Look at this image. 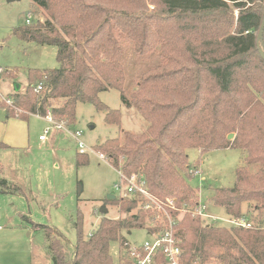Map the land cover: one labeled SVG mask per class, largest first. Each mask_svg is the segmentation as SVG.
I'll list each match as a JSON object with an SVG mask.
<instances>
[{
	"label": "trees",
	"instance_id": "16d2710c",
	"mask_svg": "<svg viewBox=\"0 0 264 264\" xmlns=\"http://www.w3.org/2000/svg\"><path fill=\"white\" fill-rule=\"evenodd\" d=\"M32 2L44 19L14 29L13 35L56 47L59 68L31 70L26 91L13 93V106L2 107L9 117L50 114L71 127L78 105L91 104L106 111L107 124L121 126L122 112L100 100L103 92H120L125 106L148 122L147 130L123 131L121 138L96 146V152L127 177H142L162 203L175 200V209L165 208L175 221L182 264H264V40L258 43L264 0ZM123 40L138 56L159 57L140 75L130 99ZM230 134H235L232 141ZM7 147L0 141V149ZM230 148L244 155L235 184L213 190L209 201L228 217H247L251 228L205 224L194 214L200 203L190 184L194 175L188 152ZM0 194L24 191L0 175ZM108 205L118 206L124 216L103 214L87 237L78 222L71 260L64 256V245L52 240L55 231L26 218L45 231L53 264H116L113 243L126 250L118 264H133L126 234L136 229L153 234L162 230V222L139 197H116L104 208ZM157 263L164 264L162 255Z\"/></svg>",
	"mask_w": 264,
	"mask_h": 264
},
{
	"label": "rangeland",
	"instance_id": "374dc122",
	"mask_svg": "<svg viewBox=\"0 0 264 264\" xmlns=\"http://www.w3.org/2000/svg\"><path fill=\"white\" fill-rule=\"evenodd\" d=\"M29 15L31 21L45 17L32 0H0V68L4 70L0 91L5 98L12 99L14 84H20V92L26 91L31 70L59 68L56 47L25 43L13 35L14 29L27 24ZM123 41L128 75L126 96L130 99L140 75L156 66L159 57L138 56L132 44ZM100 100L110 109L122 112L121 126L107 124L106 111H98L91 104H79L75 124L62 128L33 115L25 121L17 117L7 120L0 109V124L7 122V134L24 137L28 146L18 150L0 149L2 166L12 168L19 163L24 173V195L0 194V264H53L45 231L36 228L26 217L55 231L52 240L64 245V256L71 260L79 233L76 224L80 222L84 236H89L102 220L101 209L110 200L109 196L127 198L116 190L121 182L118 169L110 159L96 152V146L121 138L123 131L143 133L148 122L134 107H126L116 90L101 93ZM0 106L8 107L1 102ZM76 132L82 133L80 140L86 146L82 155L78 141L72 136ZM42 136H46V141H41ZM188 154L194 175L190 184L197 189L200 205L207 208L205 214L227 218L225 210L212 204L209 198L217 188L234 186L235 170L243 163V152L230 148L204 155L190 150ZM196 170L200 173L195 175ZM105 208L109 218L124 216L118 206ZM156 219L161 220L160 216ZM202 220L209 223V219ZM126 238L131 244L141 245L148 233L146 229H136L127 233ZM125 252L118 243L111 245L116 264Z\"/></svg>",
	"mask_w": 264,
	"mask_h": 264
},
{
	"label": "built area",
	"instance_id": "2783aa9c",
	"mask_svg": "<svg viewBox=\"0 0 264 264\" xmlns=\"http://www.w3.org/2000/svg\"><path fill=\"white\" fill-rule=\"evenodd\" d=\"M31 22V15L27 20V24ZM4 70L0 68V79ZM42 89V86L38 87V91ZM0 102L5 103L8 107L13 106V100L11 98H5L0 91ZM53 125L58 128L66 127L63 123H57L53 120L49 114L46 117ZM49 133V129L46 130V134ZM72 136L78 141L80 153L84 154L86 146L81 142L80 138L82 133L76 132ZM41 140H46V136H42ZM121 178L120 184L116 185V190L124 197H139L145 201V209L153 210L158 213L161 218L162 230L155 231L153 234H149L146 241L141 245L127 244L128 255L133 264H158V258L160 255L164 257V264H182V249L179 245V241L175 230V221L171 218L165 207L175 209L176 204L174 199H167L166 203H162L156 199L148 190L146 181L137 175L127 177L121 171L118 172ZM199 170L195 171V175L199 174ZM123 193V194H122ZM207 208L200 204L194 209L196 216L204 219H209V223H214L219 226L226 227H241L251 228L253 223L245 216L242 217H228L220 218L214 216H207L205 214ZM167 217V221L163 216ZM163 217V219H162Z\"/></svg>",
	"mask_w": 264,
	"mask_h": 264
},
{
	"label": "crops",
	"instance_id": "0c3cea01",
	"mask_svg": "<svg viewBox=\"0 0 264 264\" xmlns=\"http://www.w3.org/2000/svg\"><path fill=\"white\" fill-rule=\"evenodd\" d=\"M0 109H2L3 112L6 114L7 120L14 119V117H9V114L7 113L6 109H4L2 107H0ZM33 116H36V115H33ZM41 118H43V117H41ZM44 119L48 120L47 118H44ZM21 121H25V120H21ZM0 128H1V131L3 132L2 134H0V141L1 140H6L7 143L2 141V142H4L5 144L8 145V147L6 149L18 150V149H23V148H27L28 147L27 146V141H26V139L24 137H22V136L21 137H10L7 134V129H8L7 122L0 124ZM24 131H25V129H24ZM41 141H46V140H41ZM0 165H1L0 175L2 177L6 178L10 182H13V183L17 184L21 188H22V186H24V179H23L24 173L22 171L23 169H21L19 167V163H15L12 166V168L10 166H8V165H5V164H3V166H2L1 162H0Z\"/></svg>",
	"mask_w": 264,
	"mask_h": 264
},
{
	"label": "water",
	"instance_id": "95a60500",
	"mask_svg": "<svg viewBox=\"0 0 264 264\" xmlns=\"http://www.w3.org/2000/svg\"><path fill=\"white\" fill-rule=\"evenodd\" d=\"M8 1H9V2H13V1H17V0H8ZM263 40H264V19H263V22H262V24H261V27H260V30H259V33H258V43L261 44V43L263 42ZM260 53H261V56H262V58H263V60H264V50L261 49V50H260ZM20 89H21L20 84H14V91H15V92H19ZM233 137H234V134H230V135L228 136V139H229V140H232ZM115 198H116L115 196H109V199H115ZM107 211H108V210H107L106 208L101 209V213H102V214H106Z\"/></svg>",
	"mask_w": 264,
	"mask_h": 264
}]
</instances>
